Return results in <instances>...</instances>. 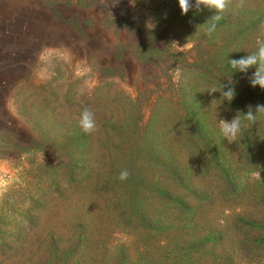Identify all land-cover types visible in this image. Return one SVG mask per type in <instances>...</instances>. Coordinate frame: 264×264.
Returning <instances> with one entry per match:
<instances>
[{
    "label": "rangeland",
    "instance_id": "obj_1",
    "mask_svg": "<svg viewBox=\"0 0 264 264\" xmlns=\"http://www.w3.org/2000/svg\"><path fill=\"white\" fill-rule=\"evenodd\" d=\"M233 1L226 13L233 12ZM247 2L264 5V0ZM213 14L203 7L181 14L177 0H0V233L29 232L30 249L36 252L32 263L27 254L6 264H43L48 234L67 236L76 219L87 224L92 240H99L91 247H98L94 253L104 264L121 248L131 264H170L190 248L196 264H264V256L240 246L234 228L236 215L261 217L264 209L233 202L220 179L204 175L207 169L194 143L211 154L189 109L193 100L217 130L218 119L237 114L234 99L221 103L218 92L207 91L217 82L204 71H220L216 79L229 83L223 55L231 49L224 42L233 40L241 22L220 19L208 34ZM177 70L181 75L174 82ZM183 88L189 89L188 98ZM85 108L95 121L88 132L93 175L82 179L80 188L65 180L54 186L53 167L60 162L59 172H64L72 154L88 152L87 132L78 123ZM155 113L159 117L149 132L159 148L144 153L139 136ZM225 143L241 162L238 149ZM165 152L178 155L195 184L204 183L210 202L165 179L163 166L161 175L150 174L141 184L137 168L155 170L148 157ZM113 157L117 175H132L135 198L126 185L119 195H102L100 184ZM252 173L247 177L253 179ZM168 191L180 193L194 214L179 218ZM138 204L152 206L151 225L132 220V205ZM29 217L38 219L33 229L23 226Z\"/></svg>",
    "mask_w": 264,
    "mask_h": 264
},
{
    "label": "trees",
    "instance_id": "obj_2",
    "mask_svg": "<svg viewBox=\"0 0 264 264\" xmlns=\"http://www.w3.org/2000/svg\"><path fill=\"white\" fill-rule=\"evenodd\" d=\"M253 1L256 2L257 0ZM233 2L235 7L233 8V12H223L220 15L221 19L241 22L239 25L240 31L233 34L235 35L233 40L224 42V47L231 50L228 53L224 52L223 55L227 62V65L223 66V68L228 67L227 78L230 77L229 79L232 82L230 86L234 87L236 93L233 100V107L237 115H240L242 118L243 126L241 134L239 135L241 140L237 138L234 143H231V146L238 149L241 162L234 160L233 156L229 153V149L220 130L214 129L212 124L208 123L210 115L204 112L202 105L194 103L193 100L189 109L193 117L199 121L198 124L200 127L198 131H203L206 134L208 144L205 145L211 153H204V149L198 146L197 141L194 142L196 150L203 157L202 162L205 164V169H207L204 175L220 179L223 182V191L227 193L233 202H242L251 206L253 211H258L264 209V148H262V146L264 147V115L257 114V122L250 125L247 120L243 119V113L241 112H246L248 106H252V109L255 110L256 105H264V89H261L259 86L252 87L249 83V77L255 71L254 68H250L247 73L232 71L228 60L239 59L247 55V53L256 51V47L250 48L249 42H252L261 35L260 26L264 24V5L253 6L247 2L242 7H236V0ZM212 63L214 62L212 61ZM214 65L218 64L215 62ZM208 69L204 73L206 75L209 74L212 81L214 83L217 82V87H219L223 83L216 79L220 76V71H211V68ZM225 81H228V79ZM182 95L188 98L189 89L183 88ZM217 99L222 100L219 92ZM150 117L152 119L147 121L144 133L142 132L139 136L144 139L140 145V149L145 150L144 153L159 148L155 138L150 137L152 133L149 132V129H152L155 125L156 122L154 120L159 117V114L155 113ZM152 120L153 123H151ZM190 137L184 136V140H188ZM130 140L132 142V136ZM190 140L192 141L191 138ZM84 144H87L88 147L86 155L79 156L78 154H72L68 158L69 161L64 172H59L58 168H61L60 162L57 163V166L55 165L53 167L50 174V182L54 186L65 180L70 187L74 189L80 188L82 179L89 178L93 175L91 170L93 162L91 154L89 153L91 140L88 132ZM165 154L166 152L161 156L156 153L153 158L148 157V163L157 165L155 170L148 167L137 168L141 184H143L146 177L150 174L161 175L160 167L163 166L165 179H172L180 186L189 187L197 198H206L210 202V190L205 188L201 180H197L196 184L192 181L189 172L181 166L178 155L173 156L171 152L170 155ZM114 160L115 158L113 157L110 160V165L106 164L108 178L100 184L102 195L104 193L119 195V190L124 189L126 185L130 197L135 198V190L132 191V175L128 173L127 178L121 180L119 178L121 173L117 175V167L113 163ZM256 168L260 169L261 180L247 177V174ZM157 183L160 184L159 182ZM162 187L164 188L162 191L167 189L165 183ZM101 190L99 193H101ZM167 194L175 197L172 208L173 212H177L179 218H183L186 214H194V210L188 202H185L184 198H178L181 196L180 193L174 194V192L168 191ZM137 203L139 202L137 201ZM116 207L121 208V206ZM151 208L152 206L149 204L132 205V220L138 221L141 224L151 225ZM183 219L185 220V218ZM37 221V218L33 219L29 217L23 226L33 229L34 227L31 226L36 224ZM234 228L241 236L239 239L240 246L244 247L243 249L247 250L249 252L248 254L264 256V215L257 217L249 214H238L234 218ZM47 237V242L41 248V256L44 258L43 264L50 263V261L52 264H86L89 260H93L94 264H104L105 262L102 257L94 253L98 250V247L96 246L93 249V246L97 245L99 240H92L93 235L88 233L87 224L83 220H74L71 223V230L68 231L65 237L55 231H51ZM92 243L93 246L91 247ZM29 244V232H15L14 230H10L7 234L1 232L0 264H6L8 261L13 263L17 258L24 259L27 257V254L30 255L26 260H32L30 262L32 263L33 256L36 252H32ZM115 254V257H112L110 262L106 260L107 264H131L126 249L121 248ZM194 254L195 250L190 248L170 264H196ZM41 256L38 258H42Z\"/></svg>",
    "mask_w": 264,
    "mask_h": 264
},
{
    "label": "clouds",
    "instance_id": "obj_3",
    "mask_svg": "<svg viewBox=\"0 0 264 264\" xmlns=\"http://www.w3.org/2000/svg\"><path fill=\"white\" fill-rule=\"evenodd\" d=\"M181 14H187L190 9L195 8L197 11L201 10V7L214 10V14L209 18L213 22L208 24L207 32L211 34L216 29L215 21L221 19V13L232 4V0H194V3L191 0H177ZM244 5V0H236V7H242ZM208 19V20H209ZM207 20V21H208ZM206 21V22H207ZM261 35L257 37L256 51L252 53H247V55L239 59H229L228 63L232 71H238L240 73H247L250 68H254L255 71L252 72L249 77V83L252 87L259 86L261 89H264V24L260 26ZM179 70L176 71L174 76V82H179L180 79ZM231 80L228 84L222 83L219 87H211L207 91L211 94L214 92H219L220 97L224 101L231 102L235 97V89L231 85ZM227 89V90H225ZM220 103V104H221ZM219 104V105H220ZM243 113V119L247 120L250 125H253L257 122V114L264 115V105H256L255 110L252 109V106H248V110ZM219 121V130L224 140H227L228 143H234L238 136L241 134L242 130V118L240 115H235L231 120L218 119ZM79 126L84 132H91L95 128L94 115L91 110L85 108L79 115L78 118ZM128 176L127 171H123L120 174V179L124 180ZM252 176L254 179L261 180L260 169L256 168L253 170Z\"/></svg>",
    "mask_w": 264,
    "mask_h": 264
}]
</instances>
